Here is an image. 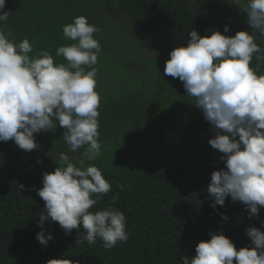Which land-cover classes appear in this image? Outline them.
Wrapping results in <instances>:
<instances>
[{"label":"trees","instance_id":"trees-1","mask_svg":"<svg viewBox=\"0 0 264 264\" xmlns=\"http://www.w3.org/2000/svg\"><path fill=\"white\" fill-rule=\"evenodd\" d=\"M5 7L12 13L3 26L10 38L17 43L24 38L30 43L35 40L29 56L45 49L55 63H66L55 55L57 48L74 43L65 39L63 26L80 15L100 29L95 34L98 40V13L112 18L126 16L144 31L165 30L167 59L171 49L187 43L190 29L200 35L210 31L192 0H118L116 5L114 0H6ZM256 42L262 52L254 54L250 66L260 65V72H264V36L257 34ZM135 82L127 91L126 84L122 85L117 98L100 102L99 142L101 146H131L134 136L144 139L146 149L137 152L131 146L117 159L84 160L85 165L97 166L112 185V191L91 210L112 206L123 211L127 242H118L108 250L99 237L91 245L86 240L76 243L82 229L66 234L57 222L48 220L43 228L53 239L41 245L36 233L41 231L39 214L44 211V201L34 189L43 186L44 172L60 166L61 153L79 166L83 152L60 151L58 146L43 153L40 149L24 151L12 140L0 141V264H47L61 256L80 264H182V257L191 259L196 244L208 240L210 232L222 231L239 249L250 246L247 227L264 231V207L258 218H250L244 205L230 198L223 206H210L207 185L211 172L223 168L224 163L221 153L208 143L214 133L194 98L186 103L185 114L172 110L173 117L163 101ZM63 131L57 125L45 135L54 144V140H63ZM19 184L25 188L19 190ZM121 184L123 190L118 187ZM114 194L118 199L112 203ZM221 214L228 219L223 220Z\"/></svg>","mask_w":264,"mask_h":264},{"label":"clouds","instance_id":"clouds-1","mask_svg":"<svg viewBox=\"0 0 264 264\" xmlns=\"http://www.w3.org/2000/svg\"><path fill=\"white\" fill-rule=\"evenodd\" d=\"M227 3L246 13L250 30L225 35L229 31L225 25L223 32L212 29L200 35L190 29L187 43L170 50L164 75L182 82L214 133L208 143L221 153L224 167L211 172L207 185L210 206H223L230 198L241 202L250 218H258L264 207V72L260 65H250L254 54L262 52L256 35L264 36V0ZM116 4L118 0H114ZM5 5L6 0H0V141L12 140L24 151L39 150L36 134L55 131L59 125L72 153L87 146L79 166L61 153L60 166L44 172L43 186L34 189L44 201L36 239L44 246L53 239L43 228L44 222L51 220L66 234L82 229L76 243L86 240L91 245L99 237L108 250L118 242H127L123 211L112 206L91 210L112 191V185L97 166L84 163L101 154V98L94 67L102 51L95 38L100 29L85 15L74 17L62 29L65 39L74 43L59 46L55 53L66 63H55L45 49L30 57L35 40L30 43L24 38L17 43L3 30L12 14ZM118 187L123 190L125 186ZM111 199L115 203L118 195ZM245 231L250 246L237 249L222 231L210 232L208 240L196 244L191 259L182 257V264H264V231L253 226ZM47 264L80 262L61 256Z\"/></svg>","mask_w":264,"mask_h":264},{"label":"rangeland","instance_id":"rangeland-1","mask_svg":"<svg viewBox=\"0 0 264 264\" xmlns=\"http://www.w3.org/2000/svg\"><path fill=\"white\" fill-rule=\"evenodd\" d=\"M192 2L210 30L216 29L223 32L225 25L229 28L225 35H234L238 30H250L246 22V13L234 4L227 3V0H192ZM96 21L101 27L98 41L101 44V53L103 52L100 53L98 62L94 65L98 70L96 90L100 94L101 101L117 98V95L122 92V85L126 84L124 88L127 91L137 81L138 85L149 91L155 99L163 101L164 107L173 117H175L173 111L177 112L176 109L185 114L184 107L193 98L185 93L182 82L178 78L164 75L167 60L165 50L167 32L163 29L144 31L126 16L112 18L98 13ZM126 80L130 81L125 82ZM45 134L46 132L36 134V136L39 135L37 143L42 153L46 150H55L57 146L61 148L60 151L70 152L64 139L60 142L54 140L53 144ZM143 140L133 136L132 150L144 151L146 146ZM131 146L128 143L121 146L119 143L117 148L116 145L110 146L103 143L99 157L120 158L122 154L129 151ZM86 148L82 147L81 151L84 152ZM40 155L41 153L38 154Z\"/></svg>","mask_w":264,"mask_h":264}]
</instances>
